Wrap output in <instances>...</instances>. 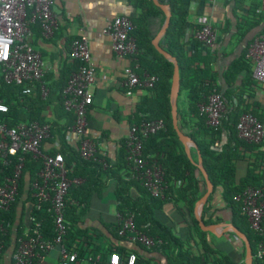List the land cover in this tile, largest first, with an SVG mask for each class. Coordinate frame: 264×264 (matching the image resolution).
Here are the masks:
<instances>
[{
  "label": "trees",
  "instance_id": "obj_1",
  "mask_svg": "<svg viewBox=\"0 0 264 264\" xmlns=\"http://www.w3.org/2000/svg\"><path fill=\"white\" fill-rule=\"evenodd\" d=\"M130 3L138 10V15L131 19L134 30L130 34L138 48V73H148L158 78L155 86L147 89V94L141 98L132 125L153 120H162L165 124V129L150 136L143 146L144 157L151 162L157 160L164 171V191L160 196H152L136 179H127L131 172L127 162L126 140L122 142L114 161L99 153L98 160H86L80 155L79 144L74 146L67 141L75 118L64 108V90L78 63L70 65L66 62L60 69L58 80L54 81L51 76L52 84L46 85V73L41 83L32 86L7 84L0 67V102L8 107L7 113L0 114V120L8 128L32 122L51 126L49 139L58 142V148L45 152L44 143L43 151L48 155L63 154L68 178L81 180L80 184H72L69 188L65 210L68 226L65 244L77 253L79 262L110 264L106 255L98 259L100 250L93 243L92 235L79 224L90 210L93 199L103 197L114 185L119 222L107 226L111 235L128 239L130 233L121 237L119 231L123 222L133 217L136 231L151 238L153 245L147 247L136 243L149 256L137 250L113 247L109 257L112 253H118L124 262L130 253H135L137 264H245L246 251L242 241L239 240L236 247L228 243L232 250L227 251L214 242L215 239L220 243L224 237L217 238L199 227L195 206L206 191V182L199 168L186 155L172 123L170 93L174 64L156 50L148 32L149 19L159 14L161 9L152 0H130ZM167 3L171 7L172 18L161 45L177 59L180 67L179 126L198 145L203 165L214 186V192L204 206L202 219L206 225L221 221L214 219L213 214L209 215L215 196L221 192L225 207L232 214L233 225L251 243L253 264H264V257H257L258 244L264 241V221L261 231L253 230L241 203L236 200L250 188H264L263 143L247 142L239 137L237 130L244 114H251L264 123V110L249 103L259 82L254 79L253 65L247 59L248 48L224 73V89L213 70L209 49L196 38L200 25L196 27L194 36L186 40L188 12L179 0H168ZM258 22L247 19L240 24L239 39L242 40ZM35 28L41 31L40 23L31 24L33 32ZM42 85L48 89L46 97H43ZM27 87H32L31 94H24ZM214 93L222 95L225 105L218 127L208 125L206 116L200 112V106ZM52 104L56 117L49 120L46 110ZM193 159L198 162L196 151H193ZM240 162L247 163L246 174L242 178H238L237 172ZM18 166H22V174L18 179L15 202L7 211L0 209V224L3 226V230H0V264H7V255L17 251L21 242L32 234L31 230L38 229L44 241H53L57 235L51 204L40 201L37 196L39 191L35 188V184L42 186L40 172L43 161L28 153L4 158L0 156V182L14 178ZM170 205L188 224L190 235L187 238L181 237L173 225L163 221V212ZM27 211L28 227L25 225ZM153 254L162 256L165 261L155 260L150 256ZM10 264H14V259Z\"/></svg>",
  "mask_w": 264,
  "mask_h": 264
},
{
  "label": "built area",
  "instance_id": "obj_2",
  "mask_svg": "<svg viewBox=\"0 0 264 264\" xmlns=\"http://www.w3.org/2000/svg\"><path fill=\"white\" fill-rule=\"evenodd\" d=\"M168 2V0H163ZM55 0H0V67L7 84L29 85L41 83L48 66L41 53L32 42L33 31L31 24L40 23L41 33L45 39L54 36L58 28V20L52 12ZM200 30L196 38L207 48L214 49L216 33L209 18H199ZM134 30L132 20L127 16L115 18L105 30L112 41V49L119 56L135 57L138 48L135 39L130 35ZM70 59L78 63L64 90V108L74 115V125L68 137L75 136L82 158L98 160V143L89 133L88 114L93 105L94 96L91 91L97 79L93 64L89 41L81 37L72 42ZM247 59L253 65V77L264 84V35L256 38L249 46ZM125 85L130 89H152L158 81L156 76L144 73L140 75L137 68L128 67L124 70ZM32 87H27L24 94H31ZM43 97L48 90L42 86ZM8 112V107L0 102V114ZM200 112L207 118L211 127H218L225 105L220 93H214L208 101L200 106ZM165 129L162 120L145 121L133 124L126 138L127 162L131 176L128 180L136 179L149 193L160 196L164 191V171L157 160L149 161L143 155L145 140ZM239 137L247 142L260 144L264 142V123L251 114H244L237 125ZM51 126L39 122L21 123L8 128L0 120V156H15L18 153L31 154L35 159L43 161L40 172L42 186L35 184L39 191L40 201L50 202L55 215L56 238L53 241L41 240L38 229L31 230L28 238L21 242L13 254L14 264H40L42 255L55 248L61 254L60 264H77L78 255L65 244L68 226L65 219L67 196L72 184H80L81 180H70L63 154L48 155L43 151V144L49 139ZM22 174V166H18L14 178L0 182V209L7 211L15 202L18 193V179ZM242 211L248 217L250 226L255 231L262 230L264 221V188L248 189L242 197H237ZM0 230L3 226L0 224ZM128 237L133 243H141L147 247L153 245V240L145 234L136 231L133 217L126 219L119 235ZM0 241V246H1ZM257 257H264V241L258 244ZM101 256H98L100 259ZM110 264H137V255L130 253L123 262L118 253H112Z\"/></svg>",
  "mask_w": 264,
  "mask_h": 264
},
{
  "label": "crops",
  "instance_id": "obj_3",
  "mask_svg": "<svg viewBox=\"0 0 264 264\" xmlns=\"http://www.w3.org/2000/svg\"><path fill=\"white\" fill-rule=\"evenodd\" d=\"M160 1L168 4L163 0ZM179 1L189 14L185 29L186 40L194 36L200 17L209 18L217 37L214 49L208 48L213 60V70L219 77V83L226 89L223 77L226 70L233 61L243 55L247 48L249 49L250 44L256 38L264 35V0ZM52 12L58 20V28L54 36L45 39L41 31L38 30L39 28H35L31 38L34 48L41 53L48 66L46 85L52 84L53 78L54 81L59 79L60 69L66 62L70 65L73 64L70 59L72 42L78 38L86 37L89 41L97 74L96 82L91 88L94 101L88 114V129L90 135L96 138L99 154L114 161L122 142L127 138L137 106L141 98L147 94V90L142 88L130 89L125 85L124 70L133 67L139 71L137 56L117 55L112 49L111 38L105 33V30L117 17L135 18L138 15V10L130 3V0H55ZM247 19L258 20L259 22L240 40L239 26ZM165 20L166 14L162 9L159 14L149 19L148 32L153 40L160 33ZM249 103L264 110V84L259 83L254 95L249 99ZM46 116L49 120L55 119L54 104L46 110ZM67 141L74 146L78 145L75 136L69 138L67 135ZM225 141L226 138L223 139V142ZM53 148H58V142L51 139L46 140L44 151L48 152ZM237 168L238 178H242L246 174L247 163L242 162L241 164L240 162ZM212 204L213 209L209 215L213 214L214 219L221 220L217 224L224 227L225 224L232 223V214L226 209L221 192L215 196ZM116 205L114 185H111L103 197L93 199L90 210L79 226L92 235L93 243L100 250L99 256L106 255L108 260L110 259V249L113 247L137 250L140 254L149 256L131 240L118 239L111 235L107 226L119 222ZM162 217L164 222L176 228L181 237L187 238L190 235L188 224L173 206L166 207ZM25 225L26 227L29 226L28 211ZM222 237L224 240L219 243L220 247L228 251V243L234 247L237 246L239 240L231 234ZM150 256L157 261H165V258L158 254ZM12 259L13 254L9 253L6 257V263L10 264ZM60 262V250L55 248L42 255L40 264H60ZM77 264H87V262L78 261Z\"/></svg>",
  "mask_w": 264,
  "mask_h": 264
},
{
  "label": "water",
  "instance_id": "obj_4",
  "mask_svg": "<svg viewBox=\"0 0 264 264\" xmlns=\"http://www.w3.org/2000/svg\"><path fill=\"white\" fill-rule=\"evenodd\" d=\"M153 2L156 6L161 8L166 14L165 24L162 27L160 33L154 38L153 45L161 55H163L167 60L171 61L174 64V74L172 78L171 93H170V100H171V107H172V110H171L172 123H173L174 129L177 132L180 142L184 146L186 155L193 162V164H195L199 168L206 182V191L195 206V217L202 231L209 232L210 234L214 235L217 238H221L222 236L226 234H233L238 240L242 241L245 245V251H246L245 264H253L254 257L252 253L251 243L249 239L247 238V236L242 231H240L232 223L225 224L224 227H222L221 224L206 225L202 219V212H203L204 206L209 200L212 193L214 192V186L203 165V158L199 151L198 145L190 136L184 133L179 126L178 98H179V93H180V88H181L180 67H179L177 59L173 57L171 54H169L165 50V48L161 45V42H160L161 39L165 36L168 28L170 27L171 18H172L171 7L169 4L163 3L160 0H153ZM193 150H195L198 155L197 163L193 159V155H192Z\"/></svg>",
  "mask_w": 264,
  "mask_h": 264
},
{
  "label": "rangeland",
  "instance_id": "obj_5",
  "mask_svg": "<svg viewBox=\"0 0 264 264\" xmlns=\"http://www.w3.org/2000/svg\"><path fill=\"white\" fill-rule=\"evenodd\" d=\"M241 164H242V162H241ZM214 242H215L216 244H219V241H217V240H215V239H214ZM227 249L232 250V246L227 245Z\"/></svg>",
  "mask_w": 264,
  "mask_h": 264
}]
</instances>
